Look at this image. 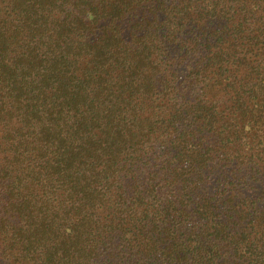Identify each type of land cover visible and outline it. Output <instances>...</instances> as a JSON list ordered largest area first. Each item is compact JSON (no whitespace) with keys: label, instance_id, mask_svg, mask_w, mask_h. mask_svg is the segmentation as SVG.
Returning <instances> with one entry per match:
<instances>
[{"label":"trees","instance_id":"obj_1","mask_svg":"<svg viewBox=\"0 0 264 264\" xmlns=\"http://www.w3.org/2000/svg\"><path fill=\"white\" fill-rule=\"evenodd\" d=\"M0 264H264V0H0Z\"/></svg>","mask_w":264,"mask_h":264}]
</instances>
